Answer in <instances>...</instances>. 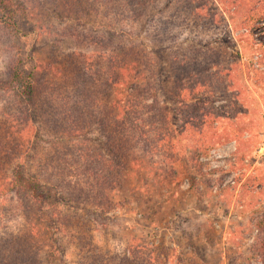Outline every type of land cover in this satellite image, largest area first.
<instances>
[{"label": "trees", "instance_id": "trees-1", "mask_svg": "<svg viewBox=\"0 0 264 264\" xmlns=\"http://www.w3.org/2000/svg\"><path fill=\"white\" fill-rule=\"evenodd\" d=\"M41 1V11L60 15L68 22L61 25L63 27H53L43 19L40 25L35 20L38 0H0V20L16 35L13 49H17V56L13 55L17 58L0 73V98L4 101L0 112V195H14L21 205L23 218V222L6 226L0 232V264H44L47 228L52 225L75 231L72 235L81 264H141L143 258L145 264H153L152 254L146 257L145 249H139L140 253L130 250L127 254L124 250L104 254L86 229L89 219H82V214L76 211L91 205L108 216L109 211L120 204L116 193L124 189L129 169L145 159L155 162V155L160 156L157 163L166 169L174 167L176 162L175 138L153 74L154 61L135 41L116 42L114 36H101L90 25L97 19L123 23L143 17L153 0ZM210 1L213 4V0ZM204 2L207 0H178L179 6L199 19L206 18L200 10L205 7ZM234 2L238 3L237 11L254 18V22L264 19V3L257 4L258 0ZM73 14L76 22H71ZM214 14L211 22L219 17ZM258 22L254 29L260 28ZM51 30H60L56 34L62 39L58 41L65 37L96 38L109 53L107 65L103 62L106 53L101 59L96 58L100 60L95 63L96 69L92 64L93 55L64 52L56 40L43 49L51 60L40 64L37 45ZM62 53L63 56L58 57ZM218 54V50L211 47L207 50L188 47L184 58L173 60L176 72L185 71L188 65L196 69L194 87L188 83L180 87L179 79L176 89L172 87L171 96L185 107L182 126L193 145L189 150L190 161L199 165L200 172L207 164L202 158L223 142H239L235 155L243 159L246 154L242 150L249 141L244 133L251 128L240 121L232 123L229 129L220 130L217 123L221 114L208 99L193 101L198 95L210 94L209 86L214 88L213 93L218 90L227 93L225 85L228 88L229 81L222 70L224 67L214 69L218 62L210 63L211 56ZM77 55L84 57L80 66L73 57ZM58 60L64 68L56 71ZM106 66L110 69L104 77ZM145 68L151 71L148 70V78ZM120 71L127 72V91L131 89L127 103L123 105L118 101L109 108H101L98 100L106 104L105 85L122 82ZM218 81L223 82L218 84ZM16 122L19 126L15 129ZM96 131L98 137L94 138L92 133ZM78 137L85 145L74 141ZM16 140L17 148L11 145ZM96 141L105 147L104 152L93 151L87 144ZM260 180L261 191H264V179ZM61 204L68 209L61 208ZM257 229L255 249L264 264V217L259 220Z\"/></svg>", "mask_w": 264, "mask_h": 264}, {"label": "rangeland", "instance_id": "rangeland-1", "mask_svg": "<svg viewBox=\"0 0 264 264\" xmlns=\"http://www.w3.org/2000/svg\"><path fill=\"white\" fill-rule=\"evenodd\" d=\"M38 1L35 20L40 25L44 20L53 27H63L61 25L68 22L60 15L41 11L42 1ZM233 1L213 0L212 4L207 0L205 7L200 9L205 19L187 12L179 6L178 0H153L143 17L123 23L106 18L90 23L94 32L101 36L109 38L112 35L116 42L135 41L154 61L153 74L162 104L167 107L176 146L174 167L166 169L158 164L160 156L155 155V162L145 159L129 169L124 189L116 193L120 204L109 211L108 216L91 205L76 209L82 219H89L86 229L104 254L124 250L127 254L130 250L140 253L139 249H145L146 257L152 254L153 264H263L255 249V235L258 222L264 217V191H261L260 182L264 179V19L254 22V18L237 11L238 3L233 4ZM258 1L257 4L264 3ZM214 13L219 17L211 22ZM72 17L71 22H76V15ZM257 22L260 28L254 29ZM56 31L51 30L39 39L36 56L41 59L40 64L51 60L43 49L56 40L64 52L93 55V65L106 53L103 62L107 65L109 53L96 38L65 37L58 41L62 37L56 34L60 30ZM15 40L16 35L0 20V73L17 58L14 57L17 49H13ZM188 47L218 50L219 54L212 55L210 63L218 62L214 69L224 67L222 70L229 81V87L225 85L227 93L221 90L213 93L214 88L209 86L210 94L206 97L198 95L193 101L208 99L221 114L217 123L220 130L229 129L232 123L240 121L251 127L244 133V138L249 141L242 150L246 154L243 159L235 155L239 142H223L202 158L207 163L202 172L199 165L190 161L189 150L193 145L182 126L185 107L171 96L172 87L176 89L179 79L180 87L184 83L190 87L195 85V68L190 69L188 65L190 68L187 66L181 73L175 71L173 64L174 58H184ZM62 56L63 53L58 55ZM73 57L80 66L84 57ZM55 65L56 71L64 68L59 60ZM107 69L110 67H104V77L108 76ZM145 69L148 78L150 69ZM124 72L120 71L122 82L115 86L105 85L106 104L98 100L101 108H109L118 101L123 105L127 103V93L131 89L127 91V72ZM3 103L0 98V112ZM18 126L16 122L15 129ZM29 130L32 132L33 129ZM93 134L94 138L98 137L97 131ZM74 141L85 145L80 137ZM100 143L87 144L93 151L104 152L105 147L102 148ZM13 144L17 148V140L12 141ZM61 208L68 209L64 204ZM20 222L23 218L19 200L12 194L0 195V232L4 227ZM60 229L55 225L47 228L44 264H81L72 235L75 231ZM52 247L55 249L49 252ZM130 256L133 257V252ZM145 260L143 258L141 264H145Z\"/></svg>", "mask_w": 264, "mask_h": 264}]
</instances>
